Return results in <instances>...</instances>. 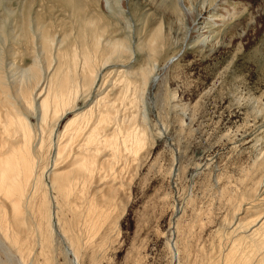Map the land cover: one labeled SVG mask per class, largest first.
Wrapping results in <instances>:
<instances>
[{
	"label": "rangeland",
	"instance_id": "obj_1",
	"mask_svg": "<svg viewBox=\"0 0 264 264\" xmlns=\"http://www.w3.org/2000/svg\"><path fill=\"white\" fill-rule=\"evenodd\" d=\"M178 1L113 0L114 10L111 11L105 6V0H79L87 19L92 18L103 27L102 39L105 42L122 41L127 45L128 52L113 54L114 58L109 57V62L104 66L102 61L105 56H109L110 45L102 42L95 55L98 60L96 57L94 59L95 64L98 62L96 65L93 63L94 70H97L96 84L92 90L88 89L90 92L77 105L87 108L86 104L91 105L102 97L118 100V91L126 81L124 78H131L136 85L132 84L130 89L123 91L120 97H126L124 102L120 97L116 101L121 116L120 124L124 119L125 123L121 126L125 124L126 129L123 126V132L144 130V137H147L137 154L124 153L125 157L123 155L115 161L118 166L116 169L121 170L120 175L117 173L116 177L113 173L107 175L101 171L98 172L100 175L87 183L84 194L76 199L80 207L77 205L79 209L73 211L79 213L78 216L82 213L76 218L72 210L65 209L71 201L62 206L64 201H59L60 196L50 183L49 173L56 166L62 167L61 171L69 167L68 161H56L53 154L56 143L61 140L60 134L57 136L61 126L57 123L53 136L46 142V145L49 143L47 147H51H48L45 155L50 156L45 158L44 155L43 158L47 160H41L47 162L45 172L40 182L30 188L31 192L39 194L38 199L41 191L45 192L52 226L47 230L42 226L45 224H40L42 216L36 197V205L33 199L32 202H26L31 206L25 208L24 205L26 213L23 227L27 221L30 228L26 227L30 233H26V228H21L19 237L22 240L20 238L17 243L19 246L15 243L17 249L10 239L14 235L12 227L7 235L0 230L1 264H45L48 260L46 246L47 249L52 247L46 249L49 261H54H50L51 264H227V254L230 252L235 257L232 261L236 264V260L238 264L237 259L243 255L242 252L251 250L248 244L252 246L253 242L247 237L251 241L248 239L249 243L246 244L248 240L243 235V226L241 229L237 227L240 231L236 228L237 231H232L231 228L237 221L234 214L244 209L248 205L246 203L255 204L252 210H264L261 194V188L264 189V15L256 16L254 8L246 5L245 0H186L190 7L189 14ZM204 4L210 6L217 17H222L228 11L230 13H227L228 16L223 14L224 21L213 22V25L216 24L214 26L207 24L213 27L214 37L205 43L196 39L197 25L194 23ZM69 7L64 0H0V82L6 84L9 91L12 89L13 98L16 86L19 90L22 88L20 92L23 93L28 85H33L32 82L35 84L36 80H44L48 69L46 63L52 62L50 55L56 50L52 47L42 49L35 25L44 24L52 29L57 38L64 37L68 32H71L72 38L80 33V25H76ZM238 19L241 22L234 25ZM155 28L160 29L162 35L167 34L169 41L158 50V57L154 54L151 58L149 39ZM101 54L104 56L102 59ZM43 57L49 60L45 58L44 61ZM35 59H41V62L36 60V64L32 65ZM36 66L39 69H35ZM143 68H146V72L147 69L150 71L147 84L143 82ZM120 69L131 72H126L127 76L118 74L117 70ZM34 70L40 72L38 77L27 78V74L30 75ZM41 72L46 73L42 76ZM121 78L124 80L122 83L119 81ZM115 80L119 83L117 88L114 86ZM134 86L137 90H134ZM18 92L15 94L19 97ZM19 99L16 96L14 100L18 102ZM33 114L32 111L30 115ZM108 156H111V151ZM108 190H111L109 196L106 194ZM104 203H109L105 204L108 209ZM91 206L97 208V214L100 212L102 216L93 219L95 210L94 213L86 214L89 207L90 212L93 210ZM85 209H88L87 212ZM3 210L8 212L9 208L3 207ZM105 214H108L106 220V216L103 219ZM86 215H91V218ZM252 216L249 218L253 219ZM89 219H96L94 226V222ZM60 224L68 226L67 229H62L63 225ZM40 226L43 231L46 230L43 234ZM61 229L66 231L64 235ZM23 230L25 232L21 233ZM29 234L37 236L31 237L37 241H42L41 238L44 240L34 244L35 241L29 239L30 246L27 245L29 247L26 249L27 238L31 236ZM66 235L68 240H65ZM38 236H41L40 239ZM47 239H51V242L48 243ZM74 239L79 241L80 248L79 245L76 247V242L74 246L71 244L73 241L69 243ZM234 240L238 241L236 250L232 248ZM44 243H47L45 248ZM21 246L26 250V256ZM71 246L74 252L71 251L73 248L69 250ZM244 246L242 252H237ZM42 253L45 261L40 257ZM23 258L25 263L21 261Z\"/></svg>",
	"mask_w": 264,
	"mask_h": 264
},
{
	"label": "bare ground",
	"instance_id": "obj_2",
	"mask_svg": "<svg viewBox=\"0 0 264 264\" xmlns=\"http://www.w3.org/2000/svg\"><path fill=\"white\" fill-rule=\"evenodd\" d=\"M64 1L66 2L67 6H70L69 8L72 9L76 25L77 24L80 25V30L78 29L80 33L78 32L79 34H76L72 38L71 32H68V34H67L66 31H64L66 33L65 35H68V36L65 37V35H64V37H58L57 38V35L53 34L52 29L44 26V24L43 25L37 24V26L35 25V29L37 28L36 32H37L38 38H39L38 41H40L42 43L41 44L39 42V45L40 44L42 45V49L48 50L51 47L56 48L53 55L52 56L50 55V58L52 60V62H51L52 64L50 63V61H47L50 64L46 63L47 68H48L47 73L41 72V75L43 74L42 76H44V73H46L44 80H36L35 84H34V82H32L33 85H31V86H29V85L27 86V82H26V86L28 88H26L25 90L23 89L24 90L23 93L20 92V90L22 89L21 86L19 87V88H21L20 90L16 86L17 88L15 87L14 89H16L17 92L19 90L18 93L20 96L18 97V95L15 94L16 91L13 90L15 92L14 95H15V97L17 96V98H20L19 101H21V102H19V101L16 102V100H14L15 97L13 98L12 94H11L12 92H10V91H12V89H10V91H9L8 86L6 84L5 85L2 84L1 83L2 81L0 80L1 81L0 82V230H1V233L3 232L7 235V232L10 231L9 228L12 227L13 231H11V232H14L13 233L14 235L12 234L13 237L12 238L9 237V238L12 239L13 242L10 239H8V240H10L13 243V245H15V247H17V245L19 244L18 242L21 238V237H19L20 231L23 228H24V230L26 228V233L29 231V229H27V227L30 228V226L27 225L28 224L27 221H26L27 227L26 226L23 227L25 225V213H26V212H24L23 208H24V205L26 204V202H28V203L30 201L32 202V199L34 200L33 204L36 205L35 197L37 198L39 196V194H37L36 192H34V193L31 192L30 188L33 184L37 185V183L40 182L41 175L43 176V174L45 172V163H47V162H44V161L41 162V160L44 159L43 157H44L48 147H51V145H49L47 147V145L49 143L46 145V142H47V139L50 138V136L51 137L53 136L54 131L56 129L55 125L57 123L59 126H61V128L59 129V133L57 134V136L60 134L61 140L58 138L60 141L58 140V143H56V145L54 147V153L53 154L55 155L56 161L57 160L61 161L62 159L66 160V162L68 161L69 167H68V169L61 171L62 167L59 168L56 166L54 168V170L51 171L49 174L51 176L50 177L51 178L50 183L53 185L52 187L56 188L57 193L60 196L59 201H61V199H62L61 202L64 201V203L63 204L61 203V205L64 206L65 204H67L68 202L71 201L70 202L71 204L69 203L71 206L69 204H67V206L65 207L66 211L67 210L68 211H70V210L77 211V208L79 209V207H80V205L78 203L79 201L76 203V199L80 198L84 194V192H85L84 190H86L85 187H86L87 183L89 181H91V179H93V177H95L96 175L97 176L100 175V173L98 174V172L103 171L107 175L108 174L111 175V173H113L115 176L116 175L118 176V174L120 175L119 172L121 170L119 169L120 170L119 171L116 169V167H118V166H117V162H115V161L118 158L120 159L121 156L124 155V153H126V155L129 152L131 154H137L136 152L141 148L142 145H144L145 138L147 137V136L144 137L145 136L143 134L144 130L141 131V130L137 129L135 131V130L131 129L132 130L131 131V130H129L130 126L128 127L129 131L123 132L122 127L124 126V129H126V128H125V124H123V126H121V124L125 123V122H124V119H122L123 122L120 124V121H121L120 117L121 116L119 114L118 109L116 108V101L118 102L119 97L120 96L122 97L123 91H125V89H130L131 88L130 86L133 84V82L136 83L135 81H132L131 78L129 80V78L126 77L127 76L126 72L128 73L131 71L123 70V69L117 70L118 74L122 73V75H123V73H124L126 75V76L124 75L126 77V78H124V80H126L124 82V84L122 83V80H123L122 78L119 80L122 83V87H121V89H119V91L117 90L119 93V95L117 94L118 100H106L104 97H102L99 100L95 101L91 105L86 104V106H88L87 108H79L78 107L77 102L84 99V97L87 95V93L90 92V90L88 91V89L91 88V90H92L94 83L96 84L95 74H96L97 70L96 71L94 70L95 68L93 67V63L95 64L94 59L96 57L95 55H97L96 51L99 49L100 45L104 41L102 39V37L104 38L103 32L101 34V30L103 27H100L98 25L99 23L94 22V19L93 20H91L92 18L87 19V16L85 13L86 11H85L84 7L79 4V0H64ZM245 1L244 2L246 5L252 6L254 8L253 11H254V14H256V16L264 15V0H245ZM178 2H179V5L182 6L184 11L187 12V14H189L190 13L189 12L190 7H188V5L186 4V0H179ZM113 3H115V2H113V0H105L104 4L109 10L112 11ZM221 7L222 6H220L219 9ZM245 7H244V10L246 9ZM182 8H181V10H183ZM228 8H230V7L228 6ZM216 9H218V7ZM237 10H239V9H237ZM241 10L243 11V9H241ZM242 11H241V13H242ZM199 12L200 11H198L197 13H199ZM236 12L237 11H235V14L233 13L235 16L237 14ZM214 13L216 14V12H214V10H212V8L210 6H207L204 4L201 7V12L199 13L198 17H196L197 19H195V22H194L195 25H197L196 39L198 38V41H200V42L205 41L206 42L207 40L209 41L210 37H214L212 34L213 30H211V28H213V27L210 28L209 24H212L213 22L224 21L225 16L227 15V13H229V11L223 13L224 15L225 14L226 15L223 16V14H222V17L221 16L217 17L214 15ZM218 14L220 15V13H218ZM229 15H230V13H229ZM233 18H234V16H233ZM239 20L240 19H238L234 25H236L237 23H240L241 21H239ZM214 25H216V24L214 23ZM0 32H1V30H0ZM214 32H216V31H214ZM60 34H61V30H60ZM211 34H212V36H211ZM166 35L167 34L162 35L160 29L157 30V28H155L154 32L151 34V37L149 39L150 44L147 42V44H149V51L151 54V58L154 57L153 56L154 54H155V57H158V55H159L158 50H160L161 47H163V45H166L167 42L169 41V38ZM105 36H106V34H105ZM67 37L72 38V39H69ZM30 40H32V38ZM108 40H109V38H108ZM105 43H106V45H110V50H109V54H108L109 56L108 57L105 56V60L102 61V65H104V66L107 65V63L109 62V57L114 58L113 54L121 53V55H122L123 54L122 52H124V53H125V51L128 52L127 45L122 41H114V42L106 41ZM159 46H160V48H159ZM140 48H141V46H140ZM145 48L148 49L147 45L145 46ZM35 50H37V49L35 48ZM35 52L37 53V51H35ZM40 53H41V51H40ZM45 54H46V52H45ZM103 54H105V53H103ZM103 54H101V56H100L101 59H102ZM35 55L39 56L37 54H35ZM117 56H116V58H117ZM40 57H41V54H40ZM45 58H44V61H46ZM96 58L98 60V57H96ZM112 58H110V60ZM151 58H150V60H151ZM37 59H35L34 63L32 62L33 63L32 65L36 64ZM46 59L49 60L48 57ZM155 59L157 60L158 58H155ZM39 60H41V59H39ZM39 60H37V61H39ZM39 62H41V61H39ZM97 62H96V64H97ZM42 63L44 64L43 59H42ZM99 64H101V63H99ZM97 67H98V65H97ZM17 68H18V66H17ZM36 68L39 69V66L38 67L36 66L35 69ZM26 70H28V69H26ZM26 70H25V72L27 73L29 70L28 71H26ZM141 71H142V73L141 72L140 73L143 74V82L144 83L146 82V84H147V82H148L147 80H149L148 72L150 73V71L147 69V72H146V68H143ZM30 72H31V70L29 71V73ZM29 73L27 74V78H29V79L36 78L40 74V72L38 70H34V72L31 73L30 75H29ZM22 75H24V74H22ZM25 76H26V74H25ZM21 77L23 78V76H21ZM1 78H2V76H1ZM40 79H43V78H40ZM117 79H118V77H117ZM20 82H21V80H20ZM139 83L141 84V82H139ZM118 84H119L118 81L115 80L114 86H116V88L119 87ZM12 85H13V83H12ZM133 85H136V84H133ZM138 88H139V86H138ZM135 89L136 88L134 86V90ZM133 93H135V92H133ZM124 99H126V97L122 99L123 102H124ZM32 111L34 113L33 116L30 115V113ZM32 118L34 119L33 121H32ZM51 142H52V140H51ZM130 142H131V144H130ZM53 144H52V147H53ZM110 151H111V156L109 157L108 155H110ZM46 156H50V155L46 154L45 158H47ZM124 157H125V155H124ZM44 160H47V159H44ZM130 160H132V159H130ZM43 162H44V164H43ZM54 188H52V189H54ZM104 188H106V187H103V189ZM245 188H246V186H245ZM257 190L260 191L259 188ZM113 191H115V189L112 190V193H113ZM106 192H108L106 194L109 196V193L111 192V190H110V192H109V190ZM261 192H262L261 194L263 195V199H264V189L261 188ZM257 193H255V194H257ZM33 194H35V195H33ZM251 194H252V192H251ZM255 194H254V196H255ZM33 196H34V198H33ZM110 196H111V194H110ZM105 197H106V195H105ZM112 197L114 198V195ZM94 199H95V196H94ZM103 200H104V198H103ZM103 200L101 202H103ZM261 200L262 199H260V201ZM37 201H39L38 211L40 212V215L42 216V221L39 219L40 224L42 222L43 224L46 225V226L42 225L43 228L49 230V228L52 226V220H51V213H50L51 211L49 210V201L47 200L45 192L43 193V191H41V197L39 199L37 198ZM110 201H112V200H110ZM28 203L26 204L25 208H28L29 206H31V205L28 206ZM105 204L109 205V203H104V206H106L108 209V206ZM246 204H248V205H246V207L244 206L245 207L244 209H240V212H237L236 214H234L237 221L235 222V224L232 226L231 229L233 231L235 228L239 229L240 227L243 226V230L245 231L244 233L245 234H247V232L249 233V234L245 235L243 233V231L241 230L243 235L246 237L245 238L246 241L249 239L247 237H250V239L252 240L253 243L251 242L252 246H250V244H248L250 239L246 243L249 245V249L251 247V250L249 252H246V253L242 252L246 245L244 247H242V249L239 248L237 250V252L240 250L243 255H240V257L238 259L237 258L236 259L238 260V264H264V210H262L261 212L258 210H255V209L252 210V208H253V206H255V204H252V202L246 203ZM68 205L70 207H68ZM90 205L91 204H89V206ZM92 206H91V208H92ZM94 206H95V203H94ZM3 207L9 208L11 217L10 216L8 217L9 211L8 212L4 211ZM70 208H72V209H70ZM92 209H91L92 210L91 212H90V207H89V212H87L88 209L87 210L85 209L87 212V213L86 212L85 213L86 214L92 213L94 210H95L94 212H96L97 208L94 207ZM34 210H35V208H34ZM251 210L253 212H251ZM38 211H37V207H36V212H38ZM63 211H65V210H63ZM74 211L72 214H74V216H76V218L82 215V213L80 211H78L81 213L79 216H78L79 213L75 214ZM107 212H108V210H107ZM60 213L62 215V211ZM97 213H98V211L95 213L96 216H94V217L92 216L93 219L95 217H98L99 215L102 216V213L99 212V215ZM253 213H254V216H252ZM247 214H249V216ZM106 215H108V214L103 215V219H104V216H106ZM74 216H73V218H74ZM89 216H91V215H88L87 218ZM250 216H252L254 218L251 219V218H249ZM64 217H65V215H64ZM89 218H91V217H89ZM99 218H101V217H99ZM99 218H97V220ZM65 219L68 220L67 218H65ZM85 219H86V217H85ZM93 219H89V220H92V222H94L93 223V226H94V224L96 223V219L94 221H93ZM106 219H107V216H106L105 220ZM59 222H60V218H59ZM92 222L90 221V224H92ZM97 224H98V222H97ZM61 225H63L61 227L62 229L64 227H66L64 224H60V226ZM42 226H40L41 230H42ZM44 226L47 228H45ZM238 226H239V228H237ZM244 226H246V227H244ZM67 227L64 229L66 230ZM38 229L39 228H37L34 231L36 232ZM62 229H61V231L63 232ZM231 229H230V231H231ZM240 229H239V231H240ZM245 229H247V230H245ZM24 230L21 233L25 232ZM43 230H42V234H43V232L46 231V230L45 231H43ZM232 231L230 233H232ZM35 232H33V233H35ZM62 232H61V234L64 235L66 231L63 233ZM28 233H30V232H28ZM67 233H69V232H67ZM5 234H4V236H5ZM31 234H32V231H31ZM31 234H29V235H31ZM39 234H41V232ZM39 234L36 233V235H39ZM41 236L43 237L44 235H41ZM69 236H70L69 238L71 239V235H69ZM5 237H7V236H5ZM31 237H35V236H32V235L29 236V238H27V241L25 239V241L27 242L25 248L30 246V244H29L30 242L28 243V241H30L29 239H33ZM40 237L38 236L39 239H40ZM35 238H37V236ZM35 238L32 240V242L35 241L34 244L37 241V239H35ZM42 239L44 240V238H41V240ZM242 239H243V237H242ZM242 239L241 240L237 239V240L241 242ZM21 240H22V238H21ZM43 240L42 241L38 240V241H40L39 243H41V242H43ZM65 240H68L67 235L65 237ZM75 240L76 239L70 240L69 243H71V241H73L71 244L74 246L75 245L74 242H76V244H77L76 247H78L79 241L77 242ZM237 240H234V243L231 242L234 245V246L232 245V248L234 247L235 250L237 248V246L235 247L236 243H238ZM47 241H48V243H50L51 239H47ZM235 241H237V242H235ZM15 243L16 244L18 243V244L16 245ZM21 244L22 243H20V245ZM45 244H47V243H44V245L42 244L44 248L46 246ZM27 245H29V246H27ZM31 245H33V243ZM23 246H24V244H23ZM23 246H21V250H23V248H22ZM73 246H71L69 248V250L71 248H73V250H71V251L74 252ZM238 246L241 247L239 244H238ZM49 248L52 249V247H48V249ZM78 248H80V245ZM17 249H19V248L17 247ZM26 249H28V248H26ZM38 249L40 250V248H38ZM46 249H47V246H46ZM46 249H45V255H46V259H48V260H46V261L44 260V255H43L44 252L42 253L43 256L40 255V257L41 258L43 257L45 264H51L50 261H52V260L49 261L50 256L49 255L47 256ZM234 249H232V250L234 251ZM249 249L246 247V250H249ZM21 250L19 252H21ZM39 250H38V253L40 252ZM41 250H43V249L41 248ZM24 251H26V250H23V253H24ZM36 251L35 252L33 251V253L36 254L37 253ZM49 252L52 254V251H49ZM76 252H78V251H76ZM234 252H236V251H234ZM25 253H24V255H25ZM237 255L239 256L238 253H237ZM227 257L229 259H227ZM227 257L225 258V259L229 260V262L227 264H234V261H232L233 258L235 259V257H233V253L230 252V254H227ZM28 258H30L29 255H28ZM255 258H256V261H254ZM20 259H22V258L20 257ZM25 260H26V258H25ZM36 260H38V258ZM53 260H54V258H53ZM21 261L24 262V258ZM52 262H54V261H52ZM235 262L237 264L236 260H235ZM0 264H1V262H0ZM41 264H42V262H41Z\"/></svg>",
	"mask_w": 264,
	"mask_h": 264
}]
</instances>
